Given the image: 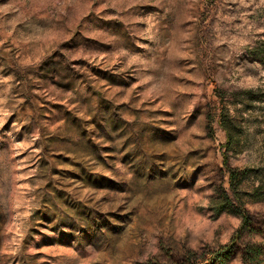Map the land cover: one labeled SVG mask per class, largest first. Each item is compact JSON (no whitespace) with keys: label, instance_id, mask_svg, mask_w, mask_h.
<instances>
[{"label":"rangeland","instance_id":"1","mask_svg":"<svg viewBox=\"0 0 264 264\" xmlns=\"http://www.w3.org/2000/svg\"><path fill=\"white\" fill-rule=\"evenodd\" d=\"M258 180L264 0H0V264H244Z\"/></svg>","mask_w":264,"mask_h":264},{"label":"trees","instance_id":"2","mask_svg":"<svg viewBox=\"0 0 264 264\" xmlns=\"http://www.w3.org/2000/svg\"><path fill=\"white\" fill-rule=\"evenodd\" d=\"M225 106L222 102V96L218 95V102L210 108L208 113V122L213 123L216 121L219 128L224 131L225 141L221 145V153L223 157V168L229 178V187L223 191L219 198L212 199V210L215 211V215H219L226 210L233 211L242 217V227L250 228L251 214L246 207L245 200L239 195V186L243 174L236 168L231 166L228 161L227 150L225 147L237 142L239 136H237V128L232 120H229L225 114ZM246 171H244V182ZM259 182L254 184L248 193V195L254 201L264 200V181L258 180ZM235 244L230 243L224 246L222 251L214 252L210 259L213 261L212 264H217L220 261L227 260L233 253ZM264 251V244L262 243H250L246 246L243 262L244 264H262V254Z\"/></svg>","mask_w":264,"mask_h":264}]
</instances>
